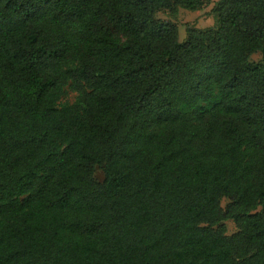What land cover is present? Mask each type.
Here are the masks:
<instances>
[{
	"label": "trees",
	"instance_id": "obj_1",
	"mask_svg": "<svg viewBox=\"0 0 264 264\" xmlns=\"http://www.w3.org/2000/svg\"><path fill=\"white\" fill-rule=\"evenodd\" d=\"M204 5L0 0V264H264V0Z\"/></svg>",
	"mask_w": 264,
	"mask_h": 264
},
{
	"label": "rangeland",
	"instance_id": "obj_2",
	"mask_svg": "<svg viewBox=\"0 0 264 264\" xmlns=\"http://www.w3.org/2000/svg\"><path fill=\"white\" fill-rule=\"evenodd\" d=\"M204 1V7L199 11H190L180 8L177 17L172 16L168 11H160L157 13V18L163 21L175 23L179 27V41L183 42L187 35V25H192L199 29H206L212 27L215 24L212 10L219 0ZM261 59L262 55L260 53L253 54L251 56L252 62H259ZM76 96L77 93L70 89L68 95L62 100V102L73 103ZM95 177L99 181L103 180L104 175L100 169H97ZM227 203L228 200L224 199L222 201V206L225 207ZM225 225L227 226L228 234H233L237 231V227L233 221H226Z\"/></svg>",
	"mask_w": 264,
	"mask_h": 264
}]
</instances>
